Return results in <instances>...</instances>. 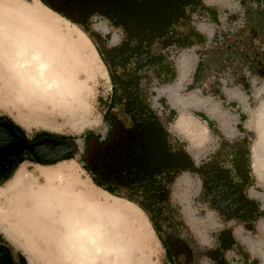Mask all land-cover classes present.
Returning <instances> with one entry per match:
<instances>
[{
  "label": "rangeland",
  "instance_id": "1",
  "mask_svg": "<svg viewBox=\"0 0 264 264\" xmlns=\"http://www.w3.org/2000/svg\"><path fill=\"white\" fill-rule=\"evenodd\" d=\"M49 1L82 26L40 0H0V19H38L45 39L59 42L58 56L72 64L75 97L63 94L53 104L20 96L0 53V117L28 140L45 135L74 143L75 157L52 166L26 161L0 185V245L16 262L23 255L27 264H78L56 221L57 204L74 198L111 220L110 236L101 242L120 251L116 257L89 254L95 260L87 264H264L258 152L264 143V0ZM99 51L122 99L113 110L110 142L100 147L92 140L86 160L103 180L148 183L147 212L97 187L81 161L85 137L105 140L111 127L105 114L114 86ZM231 168L239 176H228L224 170ZM238 177L246 182L242 191L231 189ZM219 183L224 194L215 190L214 201L211 189ZM115 201L126 210L107 211ZM160 208L171 219L167 225L182 223L179 229L161 222ZM176 231L173 263L163 240L173 246L169 237Z\"/></svg>",
  "mask_w": 264,
  "mask_h": 264
},
{
  "label": "bare ground",
  "instance_id": "2",
  "mask_svg": "<svg viewBox=\"0 0 264 264\" xmlns=\"http://www.w3.org/2000/svg\"><path fill=\"white\" fill-rule=\"evenodd\" d=\"M40 16L46 19V15L41 14ZM49 16L52 17L51 15ZM5 19L8 18L0 19V47L2 49L0 53L4 66L7 68L6 70H9L8 72L11 73V77H13L17 86L22 88L23 92L19 91L18 94L30 99H45L53 104L59 103L63 94H69L71 96L70 99L74 98L76 87L78 86L72 74V64L66 59H62L64 56L61 57L57 54V52H61L59 42L45 39L44 34L41 32L43 29L40 25H37L38 19L36 18H31L28 23L26 19L17 21V16L12 20L8 19L9 21ZM51 37H54L52 33ZM69 37L71 38V35ZM6 41L8 43L7 47L4 45ZM65 68L71 71L69 77H66L62 71ZM258 152L260 159L264 163V143L259 147ZM56 173L61 174L59 172ZM48 191H50L49 188ZM83 191L89 190L84 188ZM62 199L67 200L62 203L58 201L62 205L59 206L57 204L56 206L60 214L56 221L60 223V225L58 224L59 228L65 234L61 236L64 238V244L70 243V247L66 251L71 253L74 250L79 254L80 262L78 264L91 263L95 259L90 257L89 254H93L96 257L102 251H105L109 257L113 255L116 257L120 253L119 249L111 243L106 245L101 242L103 235L106 237L110 236L111 228L109 223L111 220L105 216H98L85 202H83L85 204L83 209L81 201L75 202L74 198ZM96 199L98 200L99 197H96ZM96 203L100 204V202ZM124 209L126 210L124 204L115 201V204L108 206L106 210H111L112 212V210L119 211Z\"/></svg>",
  "mask_w": 264,
  "mask_h": 264
},
{
  "label": "trees",
  "instance_id": "3",
  "mask_svg": "<svg viewBox=\"0 0 264 264\" xmlns=\"http://www.w3.org/2000/svg\"><path fill=\"white\" fill-rule=\"evenodd\" d=\"M45 6H47L49 9H51L52 11L56 12L57 14H59L60 16H62L63 18L67 19L68 21L72 22L74 25H77V26H82V24L80 22H78L77 20H75L74 18H72L69 14H66L64 11H62L61 9L55 7L49 0H40ZM149 46V45H148ZM100 52V51H99ZM100 55L104 61V63L106 64V66L109 68V72H110V75H111V79H112V82H113V86H114V91H113V94H112V97H111V100H110V107L108 109V111L106 112L105 114V119L108 120V122L110 123V130L108 132V135L107 137L105 138V140H101V138H99V136L93 134V133H89L86 137H85V150L83 152V155L81 156V161L84 165V169L90 174L91 176V179L93 181V183L101 188L102 190L108 192L109 194H111L112 196H116V197H119V198H122V199H125V200H128L134 204H136L140 209H142L143 211L147 212V204H145V201H149V199H147L146 197H144V195L146 194V192H148L150 190V188H147L149 187V184L148 183H139L141 186H127V185H123L117 181H114V180H103L101 178V176L97 173H95L88 165L87 163V154H88V151H89V148H90V145L92 143V140H94L100 147H105L111 140L112 138V132H113V126H112V115H114L113 113V110L114 108H116L118 105L121 104V97H120V90H119V86H118V83H117V80L114 76V72L112 71L111 69V66H110V63L109 61L107 60V58L104 56V54H102L100 52ZM0 122H7L9 123L14 129L15 131L21 135L22 137H26L25 136V132L18 126H16L13 122H11V120L7 119V118H4V117H0ZM45 135H40V136H36L33 140H36L40 137H43ZM165 142V140H163ZM72 143V142H71ZM74 144V143H72ZM243 150L245 151V155H246V160L248 162V158H247V153H248V146H244ZM75 157V154L71 155V156H68L66 158H64L63 160L61 161H58V162H54V163H51V164H43V163H39L37 162L36 160H34V158L30 155V154H27L25 153L23 155V157L15 163L14 165V168H13V171L12 173L2 182H0V185L5 183L6 181L10 180L13 175L15 174V172L17 171V169L26 161H29L31 163H34V164H37V165H41V166H52V165H56L60 162H63V161H67V160H72L74 159ZM247 169H248V173H249V162L247 163ZM226 172V174H228V176H230V174L232 172H234V176L235 174H240L238 171L236 172L235 169L233 170V168H231V171L230 170H224ZM150 175V174H149ZM239 176V175H237ZM174 178V177H173ZM239 178V177H238ZM242 178V177H241ZM140 179L137 180V182H139ZM239 182L236 183L238 185H235L234 184H231L230 185L232 186L231 189H233L234 191L237 189V186H238V190L239 191H242L244 190L245 188V185H246V182L244 181V179H240L239 178ZM220 184V183H219ZM163 185V184H162ZM221 184L217 187H214L212 186V189H211V195L213 196V199L214 201H217V194L214 192L215 190L218 192V193H222V195L224 194L222 191H220L221 189ZM217 188H219L217 190ZM122 190H127V192L129 193V195H125V194H122L121 191ZM232 190V191H233ZM146 196V195H145ZM159 206H162L164 205V203L162 204H158ZM164 209L166 208V205L162 206ZM160 213H162L160 215L159 213V218L161 220V222L166 226L168 227L169 229H171L172 227L174 228H177L179 229L178 227L180 225H182V223H176L175 220H174V223H176L175 225L173 224L172 225H167V222L168 221H171V219H169V217H166L164 218V216L166 215H163V211L161 210L160 208ZM174 218V217H173ZM150 220L151 222L153 223L154 220L153 218L150 217ZM180 224V225H179ZM155 229L156 231L159 233V235L162 234L161 232V227L160 226H155ZM179 231V230H178ZM174 236H179V234L177 233V231L175 233H173ZM187 242V241H186ZM163 243L166 247V250H167V256L169 257L170 260L173 261V263H178V258L175 257L172 252L170 251V248H169V245L168 243L166 242V240H163ZM186 260H187V257H186ZM185 260V262H186ZM18 263L19 264H27L26 262V259L23 255H19L18 256Z\"/></svg>",
  "mask_w": 264,
  "mask_h": 264
},
{
  "label": "water",
  "instance_id": "4",
  "mask_svg": "<svg viewBox=\"0 0 264 264\" xmlns=\"http://www.w3.org/2000/svg\"><path fill=\"white\" fill-rule=\"evenodd\" d=\"M76 147L69 142L56 139H41L30 143L20 136L7 122L0 123V182L13 171L14 165L25 153L43 164H51L75 154ZM0 264H16L11 250L0 245Z\"/></svg>",
  "mask_w": 264,
  "mask_h": 264
},
{
  "label": "flooded vegetation",
  "instance_id": "5",
  "mask_svg": "<svg viewBox=\"0 0 264 264\" xmlns=\"http://www.w3.org/2000/svg\"><path fill=\"white\" fill-rule=\"evenodd\" d=\"M1 123V122H0ZM21 136V135H20ZM45 138H49V139H56V138H52V137H48V136H43V137H40V138H38V139H36V140H29V142L30 143H35V142H37V141H39V140H41V139H45ZM56 140H61V139H56ZM62 141H65V140H62ZM66 142H68V141H66ZM69 143H71V142H69ZM72 144V143H71ZM73 145V144H72ZM27 154H29V153H27ZM168 236H170V235H168ZM169 240H170V242L172 241V242H174L173 244V246H171L170 245V243H169V241H166L167 243H168V245H169V248H170V251L172 252V254L175 256V257H178V254H179V250H178V248H177V238H175V236H170L169 237ZM176 240V241H175ZM186 257L187 256H185V260H186ZM185 263H187V260H186V262ZM16 264H19L18 262H16Z\"/></svg>",
  "mask_w": 264,
  "mask_h": 264
},
{
  "label": "crops",
  "instance_id": "6",
  "mask_svg": "<svg viewBox=\"0 0 264 264\" xmlns=\"http://www.w3.org/2000/svg\"><path fill=\"white\" fill-rule=\"evenodd\" d=\"M247 144H248V141L245 140V142H244V146H248ZM200 250H201V249H200ZM200 255H201L202 257L205 256V258H208V259L210 260V262H211V257H210V253H209V252H205V251L203 250L202 252H200ZM246 261H247V262H250L249 259H247Z\"/></svg>",
  "mask_w": 264,
  "mask_h": 264
}]
</instances>
